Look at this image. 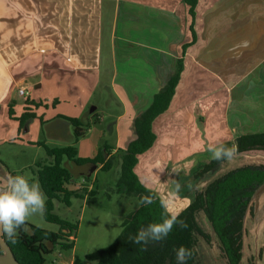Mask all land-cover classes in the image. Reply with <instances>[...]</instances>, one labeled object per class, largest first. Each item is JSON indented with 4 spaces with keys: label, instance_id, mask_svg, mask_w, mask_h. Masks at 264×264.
<instances>
[{
    "label": "crops",
    "instance_id": "obj_1",
    "mask_svg": "<svg viewBox=\"0 0 264 264\" xmlns=\"http://www.w3.org/2000/svg\"><path fill=\"white\" fill-rule=\"evenodd\" d=\"M191 21L183 0H0V151L73 143L62 116L87 117L90 109L99 140L91 125L76 143L78 155H120L135 118L182 59L171 103L152 123L155 142L134 168L177 214L196 191L190 175L198 162L213 159L208 145L264 132V0H198L194 38ZM27 106L36 117L20 128ZM256 155L236 152L212 177ZM100 166L74 177L96 181ZM9 175L0 170V189ZM84 179L89 191L94 185Z\"/></svg>",
    "mask_w": 264,
    "mask_h": 264
},
{
    "label": "trees",
    "instance_id": "obj_2",
    "mask_svg": "<svg viewBox=\"0 0 264 264\" xmlns=\"http://www.w3.org/2000/svg\"><path fill=\"white\" fill-rule=\"evenodd\" d=\"M183 1L188 5V13L192 18L190 29L194 38L193 20L198 0ZM185 48L186 45H184ZM182 68V59H179L174 73L162 89L154 95L149 107L135 118L133 139L129 141L126 148L119 151L121 165L117 186L127 195L135 196L138 202L142 197L148 196L152 199V203L143 206L138 204L124 217L119 234L108 246L86 254L87 259L95 260L97 264H177L174 250L180 246H184L191 252L186 264H197L196 235L210 242V235L204 231L196 219V214L200 211L212 225L227 263L241 264L244 218L248 212L252 213L254 195L264 184V164H245L209 181L202 190L195 192L189 204L176 214L178 220L183 221L186 227L174 225L163 241H150L146 245H140L132 243L131 240L141 228L173 215L168 211L157 191L141 182L134 168L138 163L139 155L152 147L155 142L156 135L152 129V123L158 115L168 109L180 81ZM26 102L35 106L40 104L35 101ZM90 115H93V112L88 109L87 117L62 116L72 126L74 144L49 146L43 141L38 142L47 155L46 159L36 162L35 168H32L47 198L43 217L47 221L58 224L59 230L40 228L26 221L25 226L18 230L15 243L2 234V238L20 264H46V255L55 246L58 245L62 249L73 247L72 233L76 229V224L54 213V202L59 200L69 206L72 197L84 196L80 189H68L66 186L75 179V167H89L92 171L99 164H101L100 170H109L112 166L111 159L104 161L101 152L92 158L78 155L77 141L84 137L90 125L97 121L95 115L89 118ZM34 117L36 113L27 106L18 117L20 128ZM223 144L237 145L238 153L264 151V132L241 134L234 141H226ZM65 160L70 161L72 165H67ZM223 161L212 159L204 169L210 170ZM14 174L16 173L10 172V175ZM87 175L82 177L86 178ZM91 194L94 193L91 192ZM3 252L0 247V254ZM71 264H82V262L74 257ZM248 264L254 263L250 261Z\"/></svg>",
    "mask_w": 264,
    "mask_h": 264
},
{
    "label": "rangeland",
    "instance_id": "obj_3",
    "mask_svg": "<svg viewBox=\"0 0 264 264\" xmlns=\"http://www.w3.org/2000/svg\"><path fill=\"white\" fill-rule=\"evenodd\" d=\"M91 125H93L91 127L92 137L99 140L98 130H92L93 127L94 129L99 127L97 122ZM107 139L109 138L107 137ZM54 142V145L72 144L71 142ZM14 147L17 148L12 151L10 146L6 145L0 151V162H2L3 166H6L2 167L0 165L3 177L7 175V170H10V172L16 174L25 175L31 181L38 182L32 168H35L36 162L47 158L44 148L41 146L40 148H27L23 151L22 146L15 145ZM256 153L258 155L251 158L246 157L244 163L252 165L264 164V151H252L247 154ZM65 162L67 165H72L68 160H65ZM207 163L208 161L198 162L195 172L190 175V179L195 181V192L202 190L213 178L212 174H214L215 170L211 172V169H204ZM111 164L112 166L109 170H98L96 181L94 175H88L86 177L88 179L87 182L90 180L94 186L89 187V191L84 188L80 189L83 191L84 196L72 197L69 206L62 201L55 200L54 213L76 224V229L72 233L74 245L72 248L67 249H62L58 245L55 246L46 255V264H59V262H61L60 264H67L74 257L79 258L82 264H97L95 260L87 259L85 257L86 254L108 246L119 234L124 217L138 206L139 202L135 196L127 195L124 190L117 186L121 155L112 157ZM80 168L76 167L74 169L73 167L75 171H79ZM82 176L83 174L76 178L74 177V182L66 184L67 188L73 190L79 188ZM91 192L94 194H91ZM192 194H189V196H192ZM168 211H171V214L177 212L172 208L168 209ZM196 219L204 231L210 235L209 243L196 235L197 264H228L223 255L219 239L204 213L202 211L198 212ZM26 221L40 228L52 231L59 230L58 224L47 221L38 214L28 217ZM244 230L241 264H248L250 261L254 264H264V190H261L255 196L252 213L248 212L244 220Z\"/></svg>",
    "mask_w": 264,
    "mask_h": 264
},
{
    "label": "clouds",
    "instance_id": "obj_4",
    "mask_svg": "<svg viewBox=\"0 0 264 264\" xmlns=\"http://www.w3.org/2000/svg\"><path fill=\"white\" fill-rule=\"evenodd\" d=\"M207 151L216 161L232 160L237 152V145L214 143L208 145ZM179 187L177 183L176 188L179 189ZM46 199L38 182L30 181L23 174L9 175L6 178L5 187L0 189V234L7 236L15 243L18 230L25 226L28 217L44 215ZM151 203L152 199L148 196L142 197L139 201L142 206ZM176 224L186 227L183 221L178 220L177 215L163 218L160 222L150 223L138 230L137 234L131 238L132 243L146 245L150 241H163ZM174 252L177 264H186L191 256L190 250L184 246L178 247Z\"/></svg>",
    "mask_w": 264,
    "mask_h": 264
},
{
    "label": "water",
    "instance_id": "obj_5",
    "mask_svg": "<svg viewBox=\"0 0 264 264\" xmlns=\"http://www.w3.org/2000/svg\"><path fill=\"white\" fill-rule=\"evenodd\" d=\"M261 190H264V184L257 190V192L254 195V198L259 192H261ZM0 247L4 251L3 253L0 254V264H20L18 260L15 258L9 245L2 238V234H0Z\"/></svg>",
    "mask_w": 264,
    "mask_h": 264
},
{
    "label": "built area",
    "instance_id": "obj_6",
    "mask_svg": "<svg viewBox=\"0 0 264 264\" xmlns=\"http://www.w3.org/2000/svg\"><path fill=\"white\" fill-rule=\"evenodd\" d=\"M18 93L20 95H26L27 94V91H26L25 87H19L18 88ZM70 182H73V180H71ZM83 182H85V179L84 178H82V181L80 182L81 184H79V188H82V183ZM79 188H77V189H79Z\"/></svg>",
    "mask_w": 264,
    "mask_h": 264
},
{
    "label": "bare ground",
    "instance_id": "obj_7",
    "mask_svg": "<svg viewBox=\"0 0 264 264\" xmlns=\"http://www.w3.org/2000/svg\"><path fill=\"white\" fill-rule=\"evenodd\" d=\"M77 176H79V175H77ZM83 176H85V174H83ZM88 176V175H87ZM80 189V188H79Z\"/></svg>",
    "mask_w": 264,
    "mask_h": 264
}]
</instances>
